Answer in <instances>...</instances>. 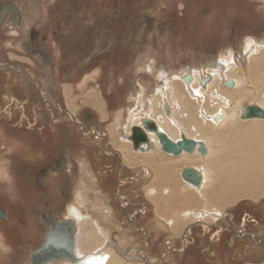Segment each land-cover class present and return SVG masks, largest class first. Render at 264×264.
Wrapping results in <instances>:
<instances>
[{"label": "rangeland", "instance_id": "rangeland-1", "mask_svg": "<svg viewBox=\"0 0 264 264\" xmlns=\"http://www.w3.org/2000/svg\"><path fill=\"white\" fill-rule=\"evenodd\" d=\"M17 1L22 2V5L18 3L20 9L25 7L21 25L14 27L7 23L0 33V207L7 213V219L0 220V264H28L32 244L25 237L24 242L19 241L13 230L18 224V203L25 204L31 199L30 176L38 177L39 187L48 179H55L50 171L53 161L45 165L46 139L50 140L51 135L57 133L63 138L57 155L68 169L72 160L78 161L76 149L71 152L73 158L67 151L69 133L73 132L75 124L79 126L81 122L75 114L73 124L70 120L74 119L68 120L69 116L64 112L67 105L77 109L78 99L72 101L63 94L72 88L78 89L77 96L95 89L107 97L109 106L113 110L116 108L117 113L101 127L113 126L114 120L120 117L117 136L121 140L130 135L126 132V125L131 115L139 114V111L143 113L140 102L147 112L152 101L156 115L171 117L167 115L165 105L170 107L172 104L171 108L179 111L177 119L185 128L197 130L196 125H199L205 129L198 134L207 136L212 147L206 158L185 156L172 163H176L179 169L181 165H178L185 161L204 165L210 173L209 185L203 190L204 197L189 188L181 175L178 176L183 181L180 195L184 203L189 194L195 200L178 209L175 218L174 213L170 217V214L162 216L166 220L171 218L172 223L178 222L180 229L176 237L165 232L163 227L170 228L168 222L162 223L156 216L158 199L148 196L154 194L157 198L159 190L149 194L144 190L143 199L137 195L138 191H133L132 197L128 200L123 197L122 200L120 195L117 197L115 188L119 175L112 171L105 175V182L110 206L119 213L116 224L132 231L136 242H125L128 247L123 248L124 243L120 242L123 237L119 236L122 232L112 221L103 220L109 204L96 192L91 206H103V214L80 207L88 216L80 224H83L79 237L83 250L90 251L103 241L101 233L97 232L95 212L96 218L109 227L105 234L111 241L108 243L106 239V245L108 250L117 251L114 256L121 260L116 264H264V194L231 203L210 200L212 195H219L223 190V181L216 173L218 166L213 163L221 159L223 153L231 158L225 148L234 139L240 140L243 132L230 130L229 124L217 128L211 120L217 110L227 107L225 101H230L235 108L236 103L228 98L231 92L224 91L222 81L225 79L216 81L204 98H198L200 101L190 95L182 75L177 81L173 79L176 74L187 75L194 70H201L204 74L203 68L212 67L211 63L216 64L220 58L227 57L225 59H231L236 66L232 76L244 79L249 93L241 101L240 108L264 102V49L254 51L257 43L264 42V0H0V5ZM248 41L252 44L245 51ZM24 42L36 45L47 59L39 64L30 57H21ZM161 73L166 74L165 79L172 86L173 94L165 91V96H158V88L164 84ZM31 80L41 83L43 90L40 92L50 93L59 100L58 104L45 105L43 102L48 99L38 96ZM176 88L177 91L182 88L186 94L185 101L192 113L184 111L180 114ZM253 123L257 122L237 119L234 123L237 127L233 129ZM258 123L264 124V121ZM84 126L78 127L82 134L80 138L84 139L80 141H100L102 146L101 131L97 133L99 139H90L96 132L92 128L94 125ZM226 136L229 138L225 142L223 138ZM104 157L102 153L101 160L107 162ZM117 161L113 159L110 165ZM77 170L80 177L76 175ZM76 172L72 183L74 189L77 183L84 182L82 166H78ZM123 178L129 179L128 186L132 185L129 175ZM118 187L120 189V184ZM73 194L76 201V191ZM125 200L128 207L124 205ZM202 210L213 211L214 215L210 213L206 219H200L196 212ZM84 227L86 232L94 234L92 244L84 234ZM116 230L114 240L111 232ZM4 234L11 235L9 241L4 240ZM116 242L123 248H119L122 255L112 247ZM130 246H135L144 257H126L137 253ZM128 248L131 251L125 254ZM151 259L155 261L151 263Z\"/></svg>", "mask_w": 264, "mask_h": 264}, {"label": "bare ground", "instance_id": "bare-ground-1", "mask_svg": "<svg viewBox=\"0 0 264 264\" xmlns=\"http://www.w3.org/2000/svg\"><path fill=\"white\" fill-rule=\"evenodd\" d=\"M251 44H252V41L247 42L245 51L250 49ZM260 49H264V42L257 43V46L255 47L254 51L256 50L258 52ZM225 58L224 57L220 58L218 60V63L216 62L214 67L208 66L207 68H203L204 74L202 73L201 70H194V72L192 71L193 73L190 72V74H187V75L182 73V74L174 75L175 77L173 76V79H175L176 81L180 79L181 75L183 76L181 77L182 80L186 79L187 77H189L192 80L190 83H187L188 85L185 84V87L188 89L190 95L193 98H197L195 100H199L198 98H201V99L204 98L206 93L210 89H212L215 82L219 81L220 78L225 79L224 81H222L223 82L222 85L223 87H225L224 91L226 93L231 92L228 98L232 99V102L236 103L235 108H234L233 107L234 104H231L230 101L229 102L225 101L227 107L217 110L211 119L212 122L217 126V128L223 127V126L226 127V125L229 124L230 130H234L236 132L243 131L242 137L240 136V140L234 139L233 141H231V144L225 148V151L231 155V158H228L223 153V157H221V159L216 160V162L213 163V166L214 165L218 166V170L216 173L219 174V176L221 177L223 181L222 182L223 190L219 195H212L210 200H212V202L214 203L218 202L221 204L222 202L231 203L240 198L256 197L258 195L264 194V124L258 123L259 121H263V120L252 119L254 122L256 121L257 123L248 124L246 126H241V127H238L237 129H233L237 127V125L234 124L237 119L244 120L242 118V115L244 113L245 107L240 108V106H241V101L246 99L249 93L247 92L244 86L245 80L232 76V71L236 69L235 64H232L231 59H225ZM161 76L163 77L164 84H162V86L158 88V90L160 91V94H158V96L160 97L165 96V91H168L171 94H173L172 86L169 84L168 79H165L166 74L161 73ZM230 80L234 82V87L232 88L227 87V85L225 84L227 81H230ZM257 81L258 80H255V82ZM187 89L185 90L187 91ZM176 94L178 96L177 103L180 102V105H181L180 114H182L184 111L186 113H189V111L191 110L188 109L187 101H185L186 94L182 92V88L178 91L176 88ZM216 94L217 96L221 97V95H219L217 91H216ZM141 104L142 103L140 102V107H142L141 111H143V113H140L139 111L138 112L139 114L133 113V115H131L129 123L126 125L128 128L127 134H131V128L133 127L134 124L136 123L139 124L145 117H149V118L154 119L158 123L161 131L166 133L174 141L179 139L180 135L184 133L188 138L196 139L197 141H203L208 148V154L204 156L199 154L198 152H195L194 154L183 153L181 156H175V157H182L186 155L187 157H190V158L194 156H201L202 158H206L208 155H210V153L212 152L210 139H206L207 136L205 135H204L205 137H203L202 135L198 134L199 132L204 131L205 129L202 130V127H200L199 125H196L197 130L193 128L194 130L190 131L189 129L185 128L184 125L178 121L177 117L179 115V111L173 110L171 108V106H173L172 104H170L171 105L170 107L165 105V110L167 112V115L171 117H168L166 115L165 117L161 114L156 115V111L154 109L155 103H153L152 101H151V106H148L150 107V110L147 112L145 111L146 108L144 107V104L143 105ZM257 106L264 108V102H260L259 104H257ZM71 115L75 117V113L70 112V116ZM174 130H176V132ZM177 130H179V133H177ZM150 137H151V140L154 141L156 147L161 149V145L159 144L158 138L156 136H150ZM228 138L229 136H226V138L224 137L223 140L226 142ZM126 141L128 142L129 140L127 139ZM220 146L222 148L223 144H221ZM145 152H150V151H145ZM170 156H173V155H170ZM186 168H193L201 174L202 183L200 186L194 187L193 185L187 182H185V184L189 188L195 189L198 193H201L202 195L203 190H205V188H207L209 185L208 182L210 179V173H209L208 168H206L204 165H197L191 162L189 163V165L185 166L181 170V172ZM148 169L149 170L146 172L147 174L145 176L147 177V179H150L152 175V169L151 168H148ZM181 172H180V175H181ZM75 191L77 194V198L75 201V195H74L73 201H71V203L68 204L67 217L74 219L79 224L80 231L77 236V247H76L77 248L76 255L78 257V261L76 263L62 262L58 264H116V262L119 261L120 259V258L119 259L115 258L114 256L118 254L117 251L108 250L107 245H106V239H108V243L111 241L110 236L105 234V232L109 229V227L105 226L103 221L101 222V220L96 217L94 219L96 222L95 224H96L97 232L99 231L101 233L103 237V241L96 248L93 247L94 249L92 248V250H90L91 252L85 251L81 247L79 237L81 236V230H82L83 224L82 225L80 224L81 222L84 223L88 219V216L85 215L84 212L81 211L80 207L92 208L100 212L99 214H103L102 212L104 211V207L101 205L99 206L93 205V207L91 206L92 201H93V195L91 196L89 193L91 189L87 187L86 185H84L83 183H77V187L74 189V192ZM96 192L101 194V196L104 199L108 198V194L103 187L101 189H96ZM109 201L110 199H108V202ZM124 205H127V203H124ZM212 212L213 211L210 212L208 210H202V212L197 211L196 213L200 219L204 220ZM215 213L222 215V213L219 211H216ZM212 214L214 215V213ZM118 218H119V214L114 211L113 207H111L109 203L107 215L103 218V220L112 221V224L114 225V227L118 228L122 232L123 239H121L120 242L124 243L123 248H127L128 245H126L125 242L135 243L136 236L129 229H124L121 224L120 225L116 224V221L118 220ZM168 224L170 228H173V225L171 222H169ZM84 234L85 236H87L88 240L92 244L91 239L92 238L94 239L93 232L91 231L86 232L85 227H84ZM4 236H3L4 240L6 241L8 240V236H11V235L4 234ZM116 245H118L117 242H116ZM120 247L121 246L119 244L117 248L119 254H121V251H119ZM130 247H132L133 249H135V251H137L136 250L137 248L135 246H130ZM146 247L149 248V246H146ZM123 248H120V249H123ZM129 255L128 256L125 255V256L128 258H131V257L132 258L133 257L143 258L144 257L142 254H140V251H137V253L133 254L132 256L131 255L129 256ZM153 261L155 260L154 259L150 260L151 263Z\"/></svg>", "mask_w": 264, "mask_h": 264}, {"label": "crops", "instance_id": "crops-1", "mask_svg": "<svg viewBox=\"0 0 264 264\" xmlns=\"http://www.w3.org/2000/svg\"><path fill=\"white\" fill-rule=\"evenodd\" d=\"M76 90L78 89L72 88L70 91L64 92L63 94L67 96L69 100L71 99L73 101L75 99H78V104L76 103L77 109H75V107H70L69 105H67L68 107L66 106V110H64L69 114V116L70 112L75 113L77 115L76 118H78V120L80 121H83L84 124L88 122L89 125H94L92 127L97 129L98 131H101L103 135V139L101 140L104 141L102 146L99 144L100 141L94 142L93 140L85 141L82 146L81 143L76 146L75 155H78V161H75L74 159L73 162L77 163L78 166H82V173L84 174V182L80 181L79 183H83L91 189V191L89 192L91 196H95L96 189H101L103 187L108 194V198L104 200L106 204H111V202H108L110 196L108 188L106 187L107 185L105 182V175L111 174L112 171L119 175L118 179L116 177L117 184L119 185V182L122 184V188L120 187V189L118 185H116L115 187L117 191V197L120 195L122 199L124 197V199L128 200L129 197L133 196V191H138L137 195L139 194L143 199L145 194L144 190H146L149 194L150 192H155L157 189L159 190L157 198L154 194L148 195L149 198L151 196L153 199H158V212L156 216L162 223H169V221H171L172 223L171 218H168L166 220L162 216H164L165 214H170V217L174 213L173 218H175L174 215L177 213L178 209H180L184 204L193 203V201L195 200L189 194L187 200H185L184 203V199L180 195L183 181H181V179L179 180L178 176L180 177L181 170L185 166H187L184 164H188V162L185 161V163L179 164L178 166L181 165L180 169L179 167H177L176 163L174 165L172 164L175 160L183 158L186 155L182 157L170 156L168 154H165L158 147L150 152L135 151L133 148V144L129 141H126L127 138H123V140H121L122 138L117 136L119 131L118 124L120 126V117L117 120H114V124H112L113 126L107 127L106 125H103L101 127L103 123L109 122L117 113L116 108L113 110V108L109 106L107 97L103 95L100 90L95 89L87 90L88 92L83 94V96H77L76 93H78V91ZM62 99L64 100V97H62ZM80 104L82 105L79 106ZM126 132H128L127 129ZM74 141L72 142L73 145L76 144V141ZM98 151H100V154L98 153ZM102 153L104 154V158L107 162L101 160L100 155ZM72 154L71 158L74 157ZM97 157L99 158L97 159ZM113 159H118V161L117 163L115 162L113 166H111L110 163L113 162ZM103 162L105 163V165H102ZM106 168H110V170L108 171L106 170ZM148 168L152 169V175L150 179H147V177L145 176L147 174L146 172L149 170ZM126 174L129 175L130 179L132 180L130 181L132 182L131 186H128L129 179L123 178V176ZM92 181L93 183H91ZM98 181L102 187L100 186ZM162 191L164 192L163 194ZM133 217L134 216H132V218ZM177 224L178 222L176 223L173 221V228H167L166 226L163 228L165 232L169 233L172 237H176L177 232L180 229V225L178 224L177 226ZM117 233L118 230L112 231L111 238L115 239L117 237ZM119 236H123V234L120 233Z\"/></svg>", "mask_w": 264, "mask_h": 264}, {"label": "flooded vegetation", "instance_id": "flooded-vegetation-1", "mask_svg": "<svg viewBox=\"0 0 264 264\" xmlns=\"http://www.w3.org/2000/svg\"><path fill=\"white\" fill-rule=\"evenodd\" d=\"M18 3L20 2L17 1V3L14 2L7 5H0V12L4 7L7 8L4 22L2 25H0V33L5 30L4 27L7 23L14 25V27H18V25H21V19L25 14V7H23V9H20ZM12 8H15V12ZM20 51L23 55L21 57H30L31 61L34 60L39 64L43 63V61L47 59L44 52L38 49V47L34 44H28L24 42L21 45ZM31 81H33L31 83L35 85L38 96L40 98H43L44 100L48 99L47 102H43L45 105L54 102L58 104L59 100L53 98L50 93L46 92L47 95H45V93L40 92V89L43 90L41 83L39 84L37 80ZM64 112L67 116H69V114L65 110ZM67 118L68 120H70V116ZM70 121H72V123L74 124V121L72 119ZM78 124L79 126H90L88 125V122L84 124L83 121L79 122ZM74 126L76 128H72L74 129L72 130L74 132L69 133V136L71 138H69L68 140L70 144L67 151L69 152L68 156L70 158L71 152L74 151L76 146L79 143H81V146L84 144L83 141H80L84 139L80 138L82 134L78 132L79 126H77V124H75ZM95 131L96 132H94L91 137L90 135L87 137H90V139H92L93 137H95V139H99V136L97 135L99 131L97 129H95ZM51 137L52 138L50 140L46 139L47 144L45 145V157L47 155V158L45 165H47L49 161H53V163H51L52 166L50 171L52 172L51 177L55 179H52L50 181L48 179V181L44 184L41 183V186L39 187V184L37 183L38 177L29 175L31 177L29 178L31 199L29 201H26L25 204L24 202L18 203V206H20V210L18 209L17 215L18 224L14 226L15 229L13 230V233L15 232V234L18 236L19 241L24 242L25 237L28 239L27 241L32 244V250L29 253L28 264H58L62 262L76 263L78 261V257L76 255V247L77 236L80 231L79 224L74 219L67 217L68 204L71 203V201H73L74 199V187L72 186V183L75 179V172L76 169H78V164L73 162L72 160L70 162V168L68 169L65 163L60 161L59 155H57V150L62 146L61 141H63V138L58 137V133L54 136L51 135ZM74 139L76 141L75 145L72 144ZM100 139H102V136ZM35 140L40 141L41 139ZM78 173L79 170H77L76 175ZM119 184L122 187V184L120 182ZM126 202L128 204V201ZM128 206L129 204L127 205V207ZM96 216L97 213L94 212L93 217L95 218ZM112 247L117 250L118 245L112 244Z\"/></svg>", "mask_w": 264, "mask_h": 264}, {"label": "water", "instance_id": "water-1", "mask_svg": "<svg viewBox=\"0 0 264 264\" xmlns=\"http://www.w3.org/2000/svg\"><path fill=\"white\" fill-rule=\"evenodd\" d=\"M15 12V8H12ZM7 8H3L0 12V25L3 24ZM211 66H215V63H211ZM192 80L187 77L184 79L185 83H190ZM227 87H234L233 81H227L225 83ZM74 119V116H72ZM244 120L260 119L264 121V108L257 105L247 106L244 109L242 115ZM75 122V119H74ZM77 123V122H76ZM150 136H156L161 145V149L164 153L173 156H181L183 153L194 154L198 152L201 155L208 154V148L203 141H197L196 139L188 138L184 133L180 135V138L174 141L166 133L161 131L158 123L149 117H145L140 124L134 125L131 128V134L128 136V140L132 142L133 148L136 151H152L156 148V145ZM181 178L184 182H187L194 187H198L202 183L201 174L193 168H186L181 172ZM7 215L4 210L0 208V220H6ZM128 248L127 251H130ZM56 254V252H55Z\"/></svg>", "mask_w": 264, "mask_h": 264}]
</instances>
